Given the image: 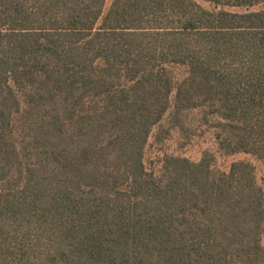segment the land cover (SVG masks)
Masks as SVG:
<instances>
[{
    "label": "trees",
    "instance_id": "obj_1",
    "mask_svg": "<svg viewBox=\"0 0 264 264\" xmlns=\"http://www.w3.org/2000/svg\"><path fill=\"white\" fill-rule=\"evenodd\" d=\"M202 1L0 0V264H264L253 162L145 165L264 163V0Z\"/></svg>",
    "mask_w": 264,
    "mask_h": 264
},
{
    "label": "rangeland",
    "instance_id": "obj_2",
    "mask_svg": "<svg viewBox=\"0 0 264 264\" xmlns=\"http://www.w3.org/2000/svg\"><path fill=\"white\" fill-rule=\"evenodd\" d=\"M113 0H107V11ZM203 7L207 9L213 6L202 0H197ZM263 5L254 7L253 9H261ZM233 11H243V9L233 8ZM175 75L178 80L183 79L187 70L184 67H174ZM198 112L192 113L188 121V129L186 131L172 130L163 141H156L154 134L150 138L145 151V165L149 171L159 173L162 167V159L166 155L182 156L199 161L206 150L214 151L217 154V166L221 170H228L234 161L247 160L256 165L258 182L264 187V163L257 160L253 156L240 153L235 156L225 157L217 153V144L213 136V132L208 127L201 124ZM264 245V236H263Z\"/></svg>",
    "mask_w": 264,
    "mask_h": 264
}]
</instances>
